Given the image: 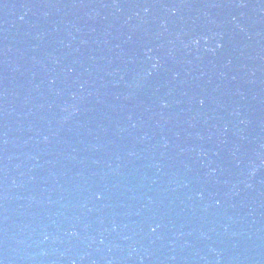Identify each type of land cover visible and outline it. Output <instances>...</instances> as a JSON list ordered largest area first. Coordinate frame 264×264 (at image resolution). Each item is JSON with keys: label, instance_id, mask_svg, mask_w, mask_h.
I'll list each match as a JSON object with an SVG mask.
<instances>
[{"label": "water", "instance_id": "water-1", "mask_svg": "<svg viewBox=\"0 0 264 264\" xmlns=\"http://www.w3.org/2000/svg\"><path fill=\"white\" fill-rule=\"evenodd\" d=\"M0 264H264V0H0Z\"/></svg>", "mask_w": 264, "mask_h": 264}]
</instances>
